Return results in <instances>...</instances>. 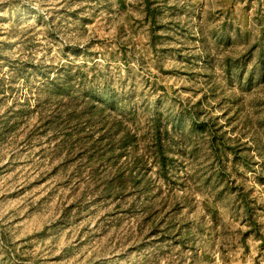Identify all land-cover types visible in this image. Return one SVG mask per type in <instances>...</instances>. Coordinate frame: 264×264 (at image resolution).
<instances>
[{"label": "rangeland", "instance_id": "1", "mask_svg": "<svg viewBox=\"0 0 264 264\" xmlns=\"http://www.w3.org/2000/svg\"><path fill=\"white\" fill-rule=\"evenodd\" d=\"M0 264H264V0H0Z\"/></svg>", "mask_w": 264, "mask_h": 264}]
</instances>
